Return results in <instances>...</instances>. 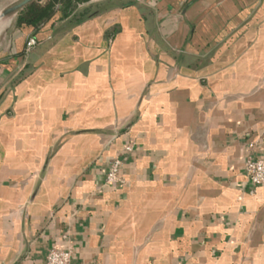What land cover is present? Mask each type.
Wrapping results in <instances>:
<instances>
[{
  "label": "crops",
  "instance_id": "crops-1",
  "mask_svg": "<svg viewBox=\"0 0 264 264\" xmlns=\"http://www.w3.org/2000/svg\"><path fill=\"white\" fill-rule=\"evenodd\" d=\"M75 13L0 19V264H264V0Z\"/></svg>",
  "mask_w": 264,
  "mask_h": 264
},
{
  "label": "trees",
  "instance_id": "trees-1",
  "mask_svg": "<svg viewBox=\"0 0 264 264\" xmlns=\"http://www.w3.org/2000/svg\"><path fill=\"white\" fill-rule=\"evenodd\" d=\"M90 0H45L40 3L35 0L24 6L17 12V23L20 26L30 27L36 31L39 27L50 22L57 13L60 19L75 17L78 6L88 3ZM78 15V14H77ZM90 11L86 9L79 13L78 18L90 16Z\"/></svg>",
  "mask_w": 264,
  "mask_h": 264
},
{
  "label": "built area",
  "instance_id": "built-area-1",
  "mask_svg": "<svg viewBox=\"0 0 264 264\" xmlns=\"http://www.w3.org/2000/svg\"><path fill=\"white\" fill-rule=\"evenodd\" d=\"M44 0H40L42 2ZM35 40L30 39L28 47L35 45ZM249 148L253 150L254 144H249ZM120 167L119 161H114L106 176V183L112 184L118 181V169ZM245 177L246 181L251 186H259L264 183V159H258L254 156L253 151L247 157L245 162ZM71 253L68 251L51 250L47 253L44 264H70Z\"/></svg>",
  "mask_w": 264,
  "mask_h": 264
},
{
  "label": "rangeland",
  "instance_id": "rangeland-1",
  "mask_svg": "<svg viewBox=\"0 0 264 264\" xmlns=\"http://www.w3.org/2000/svg\"><path fill=\"white\" fill-rule=\"evenodd\" d=\"M21 1H23V0H0V13H2L4 10H6V9H8L14 5H17ZM15 16H17V13L7 15V17H4L3 18L4 20H1V21H3V22L9 21V20L13 19Z\"/></svg>",
  "mask_w": 264,
  "mask_h": 264
},
{
  "label": "water",
  "instance_id": "water-1",
  "mask_svg": "<svg viewBox=\"0 0 264 264\" xmlns=\"http://www.w3.org/2000/svg\"><path fill=\"white\" fill-rule=\"evenodd\" d=\"M35 1V0H23L17 5H14L6 10H4L2 13H0V19L4 18L7 15L17 13L20 9H22L24 6L29 4L30 2Z\"/></svg>",
  "mask_w": 264,
  "mask_h": 264
}]
</instances>
